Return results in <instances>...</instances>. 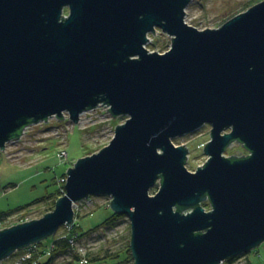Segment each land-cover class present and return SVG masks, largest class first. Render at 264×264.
Segmentation results:
<instances>
[{
	"label": "water",
	"instance_id": "1",
	"mask_svg": "<svg viewBox=\"0 0 264 264\" xmlns=\"http://www.w3.org/2000/svg\"><path fill=\"white\" fill-rule=\"evenodd\" d=\"M191 2L0 0V150L64 112L127 116L69 168L53 211L0 229V262L73 226L92 196L129 217L134 264H222L264 242V0L208 29L187 22ZM158 29L164 53L147 48ZM205 124L209 158L190 171L174 139ZM236 144L249 154L225 156Z\"/></svg>",
	"mask_w": 264,
	"mask_h": 264
},
{
	"label": "rangeland",
	"instance_id": "2",
	"mask_svg": "<svg viewBox=\"0 0 264 264\" xmlns=\"http://www.w3.org/2000/svg\"><path fill=\"white\" fill-rule=\"evenodd\" d=\"M260 1L262 0H192L187 8L186 20L199 29L218 28ZM149 37L147 48L150 51L164 53L171 47L172 39L161 29L156 34L151 33ZM126 120L127 116L115 118L103 106L83 113L78 124L67 116L63 120L53 116L48 122L30 125L20 140L10 142L6 150H0V215L11 214L0 221L3 223L0 229L43 217L53 206V200L48 198L54 197L60 190V180L67 176L69 168L79 158L99 152L107 146L115 135L117 125ZM211 130L212 126L205 124L196 132L174 139L176 145L186 144L189 148L187 167L190 171H196L208 161L209 156L204 148L211 139ZM238 150L242 155L249 154L248 150L236 144L226 150L225 156L239 154ZM62 152H65L64 157H61ZM159 187L160 182L152 189L151 194H155ZM44 198V201L33 204ZM111 200L109 196H92L91 202L81 203L76 211L80 231L89 232L81 242L85 243L91 255L116 251L125 244L126 239H131V222L127 215H122L114 226L104 225L114 214ZM31 204L33 206L17 211ZM64 228L62 226L58 233L64 232ZM53 239L54 236L45 239L44 244H49ZM246 256L250 263L245 261L243 255L235 264H264V242ZM60 261L70 264L72 257L64 254ZM134 263L133 260L126 264Z\"/></svg>",
	"mask_w": 264,
	"mask_h": 264
},
{
	"label": "trees",
	"instance_id": "3",
	"mask_svg": "<svg viewBox=\"0 0 264 264\" xmlns=\"http://www.w3.org/2000/svg\"><path fill=\"white\" fill-rule=\"evenodd\" d=\"M67 175V174H66ZM65 175V176H66ZM65 194V184L61 186L60 190L54 197H49V200H53V206L46 211V213L51 212L55 209L57 200ZM44 199H40L33 204L44 201ZM33 204L28 205L26 207H21L17 211H23L28 207L33 206ZM204 205L206 207H210L208 202H205ZM11 214L2 213L0 215V221L4 220L6 217ZM76 217H78V213H76ZM123 217L122 215L114 213L109 219H107L104 223L105 226H114L117 221ZM78 220V219H77ZM103 225V226H104ZM64 232L57 233L54 236V239L49 244H44V241L38 244V254L43 255L37 264H63L60 261V257L64 254H70L72 257V261L70 264H81V260L83 258L82 254L78 252L77 247H74L71 243V239H75L76 242L87 248L85 243L81 242V240L89 235L88 231H80L81 225L78 221L71 226H64ZM94 230V229H91ZM90 231V230H89ZM85 257L88 259L89 264H126L133 261V254L131 249V239H126L125 244L116 251H106L105 253L99 252L97 254L91 255L86 249ZM239 257L230 258L228 260L229 264H234Z\"/></svg>",
	"mask_w": 264,
	"mask_h": 264
},
{
	"label": "built area",
	"instance_id": "4",
	"mask_svg": "<svg viewBox=\"0 0 264 264\" xmlns=\"http://www.w3.org/2000/svg\"><path fill=\"white\" fill-rule=\"evenodd\" d=\"M103 107H105L108 111L110 109L109 106H105V105H101ZM68 113V112H67ZM69 117V120H71L70 118V114H64V117L66 118ZM56 117V116H54ZM52 118V117H51ZM65 156V152L61 153V157ZM67 182V176L63 177L60 180L61 185L63 186L64 184H66ZM92 201V197L85 199L81 202H78L75 204V211H78L79 209V205L83 202H91ZM27 221V220H26ZM3 223L0 222V227H2ZM69 227V226H67ZM71 243L74 247H77L78 252H80L83 256L82 260H81V264H88V259L85 257L86 255V248L84 246L79 245L75 239H71ZM38 244H34L28 248H25L21 251H17L13 256L3 260L0 262V264H37L39 262V260L42 258L43 255L38 254ZM222 264H229L228 261L223 262ZM235 264V263H234Z\"/></svg>",
	"mask_w": 264,
	"mask_h": 264
},
{
	"label": "flooded vegetation",
	"instance_id": "5",
	"mask_svg": "<svg viewBox=\"0 0 264 264\" xmlns=\"http://www.w3.org/2000/svg\"><path fill=\"white\" fill-rule=\"evenodd\" d=\"M64 13H65L66 15H68V14L70 13L69 8H65V9H64ZM19 251H21V250H19Z\"/></svg>",
	"mask_w": 264,
	"mask_h": 264
},
{
	"label": "crops",
	"instance_id": "6",
	"mask_svg": "<svg viewBox=\"0 0 264 264\" xmlns=\"http://www.w3.org/2000/svg\"><path fill=\"white\" fill-rule=\"evenodd\" d=\"M244 259H245V261H248L250 263V259L248 256L244 255Z\"/></svg>",
	"mask_w": 264,
	"mask_h": 264
}]
</instances>
